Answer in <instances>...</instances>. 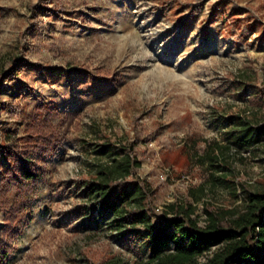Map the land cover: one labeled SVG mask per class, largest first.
I'll use <instances>...</instances> for the list:
<instances>
[{
  "label": "rangeland",
  "instance_id": "obj_1",
  "mask_svg": "<svg viewBox=\"0 0 264 264\" xmlns=\"http://www.w3.org/2000/svg\"><path fill=\"white\" fill-rule=\"evenodd\" d=\"M15 64L0 82V142L49 120L61 146L32 192L0 190L5 264L147 259L148 243L87 199L83 180L108 159V140L137 142L156 213L190 200L204 217L205 205L239 207L245 189L264 187V146L220 154L228 184L198 158L226 142L233 115L264 113V0H0V72Z\"/></svg>",
  "mask_w": 264,
  "mask_h": 264
},
{
  "label": "trees",
  "instance_id": "obj_2",
  "mask_svg": "<svg viewBox=\"0 0 264 264\" xmlns=\"http://www.w3.org/2000/svg\"><path fill=\"white\" fill-rule=\"evenodd\" d=\"M19 65L1 71L0 82L15 78L22 69ZM6 106L0 101V114ZM26 131L22 138L7 133L4 142H0V151L11 162L10 168L0 169L1 191L5 186L16 185L32 192L45 177L44 157L56 154L61 146L58 130L49 120H35ZM136 143L115 146L108 140L102 144L104 151L112 152L107 160L95 164V171L83 180V186L90 205L99 203L103 211L113 213L116 221L122 220L115 223L116 228L131 226L130 231L148 243L150 254L145 260L113 257L98 264H264V187L245 189V201L239 207L205 205L204 217L190 200L167 204L162 213H156L147 205L151 194L148 184L136 174L141 165ZM262 146L264 113L248 111L232 116L226 142L209 144L198 158L212 167L209 177L215 183L228 184V174H218L226 168L220 162V154L224 158L228 151L255 152ZM131 176L135 180L129 190L126 180ZM204 192L203 186L192 192L195 202L202 199ZM1 198L2 202L7 201L2 193ZM14 218H9L7 228ZM3 244L0 243V264L8 259V249Z\"/></svg>",
  "mask_w": 264,
  "mask_h": 264
}]
</instances>
